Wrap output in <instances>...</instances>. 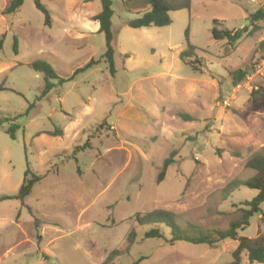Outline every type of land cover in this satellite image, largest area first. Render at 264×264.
<instances>
[{"label":"rangeland","instance_id":"rangeland-1","mask_svg":"<svg viewBox=\"0 0 264 264\" xmlns=\"http://www.w3.org/2000/svg\"><path fill=\"white\" fill-rule=\"evenodd\" d=\"M9 1L0 0V196H16L28 169L41 181L24 201L0 202V264H102L115 250L123 254L113 264H229L238 242L171 243L165 226L163 238L147 239L153 226L134 215L164 210L184 229L227 230L257 196L224 190L254 176L246 163L264 156V19L250 20L264 0H192L169 26L140 29L127 25L139 15L112 0L115 75L93 20L101 0H44L51 27L32 0L5 14ZM214 21L244 31L233 49L213 38ZM188 27L201 71L179 57ZM38 60L61 78L100 62L39 100L45 80L30 65ZM238 69H250L241 87L228 73ZM260 235L254 215L240 236ZM241 264H251L247 253Z\"/></svg>","mask_w":264,"mask_h":264},{"label":"trees","instance_id":"trees-1","mask_svg":"<svg viewBox=\"0 0 264 264\" xmlns=\"http://www.w3.org/2000/svg\"><path fill=\"white\" fill-rule=\"evenodd\" d=\"M25 0H10L9 5L5 10V14H12L18 11L24 4ZM34 6L44 15V24L46 27H51L52 18L49 10L43 4L44 0H32ZM87 2H93L95 0H86ZM123 8L132 14L139 15L138 18L129 20L127 22L128 27L134 29L157 27L162 28L169 26L172 23L170 13L174 11H179L183 9H190L192 0H119ZM112 0H101V11L93 17V20L99 23V33L104 34L106 41V52L102 56L110 67V72L112 75L116 73L115 65V51L113 48L114 34L112 31V18L114 11L112 9ZM264 19L263 10H258L256 13L250 16L251 21H258ZM215 26L212 29V36L215 40H226L227 46L233 49L239 39L241 38L243 30H228L219 29L217 25H220L219 21H214ZM185 38L187 42V48L180 53V60L189 65L194 71H201L203 68L200 64V59L196 57L197 47L194 46L190 41V29L187 28L185 32ZM3 40H0V49L2 47ZM18 42H14V51L18 53L17 50ZM259 50L264 52V40L259 44ZM128 57V55H126ZM195 58V60H194ZM100 60H91L86 66L78 68L75 70L74 74L68 78H61L53 67L44 60H38L31 63V68L38 73H41L45 80L44 90L39 100L46 97L56 86H61L66 82L71 81L79 73L87 71L89 68L98 64ZM250 70V69H249ZM248 69H238L235 71H230L229 76L233 84H241L250 74ZM57 81V83H54ZM256 94V93H254ZM182 117L185 115L182 114ZM2 121H0V125ZM18 126L13 124L8 129V134L11 138L15 139V132ZM61 134L63 132L61 131ZM88 147V143L84 146H77L74 149L82 150ZM76 153V152H75ZM175 152H173L169 158L165 159L163 162L162 170L159 173L157 180L161 182L166 174L168 167L173 163V157ZM248 169L255 171V175L247 180H234L225 188V193H232L234 190L240 186H246L250 189H255L258 191L257 196L251 201H245L243 203V208L241 209V216L232 221L227 230H201L198 228L191 227L192 229H184L179 224L177 217L164 210H154L146 214L136 213L134 215L135 222L140 226H153L150 230L145 233V238L147 239H161L163 238L162 230L160 226H165L170 229L171 243L175 242H187L195 245L208 244L214 245L221 241H236L238 242L237 248L232 252V261L229 264H241L242 255L247 253V259L249 263H264V236H258L256 239L252 240L243 236H240V231H243L250 225V220L254 215H259L260 219L264 221V211L261 206L264 203V156L255 155L253 158L248 160L246 163ZM31 176V178H29ZM41 181L40 176H36L31 173L28 169L25 174V179L19 189L16 196H0V202L10 199H24L29 196L32 192L33 187ZM136 233L131 231L127 245L124 249L128 250L133 241L135 240ZM40 238V236H38ZM123 254L120 250H115L111 252L102 264H113L114 260ZM137 261L133 264H138Z\"/></svg>","mask_w":264,"mask_h":264},{"label":"built area","instance_id":"built-area-1","mask_svg":"<svg viewBox=\"0 0 264 264\" xmlns=\"http://www.w3.org/2000/svg\"><path fill=\"white\" fill-rule=\"evenodd\" d=\"M241 86H242V84L237 85V87H241ZM224 104L225 105H228V102L227 101H224Z\"/></svg>","mask_w":264,"mask_h":264},{"label":"crops","instance_id":"crops-1","mask_svg":"<svg viewBox=\"0 0 264 264\" xmlns=\"http://www.w3.org/2000/svg\"><path fill=\"white\" fill-rule=\"evenodd\" d=\"M260 217V216H259ZM44 230H42V234H43ZM41 237V236H40ZM264 264V263H263Z\"/></svg>","mask_w":264,"mask_h":264}]
</instances>
